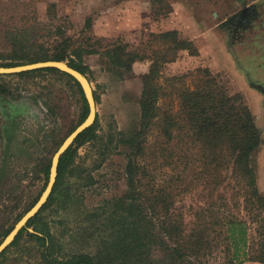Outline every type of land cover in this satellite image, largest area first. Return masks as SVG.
<instances>
[{"label": "rangeland", "instance_id": "obj_1", "mask_svg": "<svg viewBox=\"0 0 264 264\" xmlns=\"http://www.w3.org/2000/svg\"><path fill=\"white\" fill-rule=\"evenodd\" d=\"M167 31L191 41L198 54L179 52L161 67L163 77L206 68L249 108L262 141L254 163L264 196V0H0V56L5 58L0 64L13 62L9 56L16 52L26 65L48 54L61 35L82 42L100 39L103 45L97 54L82 55L101 138L77 151V169L65 180L71 201L65 207L51 204L40 214L65 254H95L102 206L129 193L128 147L119 144L115 150L116 141L108 144V137L121 132L129 139L138 130L142 76L149 62L135 63L126 73L110 64L104 45L118 41L129 50L141 49L149 34ZM13 37L23 39L22 46L12 48ZM84 110L79 89L65 74L0 75V243L46 188L40 170L79 125ZM38 252L24 233L2 264H39Z\"/></svg>", "mask_w": 264, "mask_h": 264}, {"label": "trees", "instance_id": "obj_2", "mask_svg": "<svg viewBox=\"0 0 264 264\" xmlns=\"http://www.w3.org/2000/svg\"><path fill=\"white\" fill-rule=\"evenodd\" d=\"M60 37L48 54L26 62L68 61L85 75L88 68L82 55L97 54L103 47L101 40ZM148 37V45L141 49L129 50L118 41L104 45L106 57L117 69L128 73L135 63L147 61L149 70L142 76L138 130L129 139L121 132L108 137V144L116 141L113 149L119 144L128 147L124 174L129 193L102 206L97 252L65 254L48 223L40 219L51 204L65 207L71 201L65 180L77 169L78 149L101 138L96 116L93 125L61 155L46 203L0 254V264L11 248L19 246L24 233L37 244L39 264L264 263V196L257 187L254 163L262 141L249 108L206 68L163 77L161 67L173 62L179 52L196 55L198 50L191 41L179 39L176 31ZM23 41L13 37L12 48L22 46ZM75 43L80 45L73 48ZM152 45L155 48L150 50ZM9 57L13 62L0 67L24 64L16 52ZM0 60L5 58L0 56ZM67 77L79 89L84 104L80 124L88 108L79 85ZM50 162L40 170L47 180ZM28 228L33 232H27ZM256 244H260L258 251H254Z\"/></svg>", "mask_w": 264, "mask_h": 264}, {"label": "water", "instance_id": "obj_3", "mask_svg": "<svg viewBox=\"0 0 264 264\" xmlns=\"http://www.w3.org/2000/svg\"><path fill=\"white\" fill-rule=\"evenodd\" d=\"M41 69H55L71 77L81 89L88 108V114L86 118L63 140L59 148L52 156L46 188L44 189L36 203L20 218V220L14 225L12 230L2 240V242L0 243V254L13 242L19 231L31 218H33L39 212L42 206L46 203L56 180L57 166L61 155L73 144L74 140L81 132L93 125L96 118V102L90 83L88 82L85 75L71 68L67 62L45 61L21 66L0 67V75L20 74L23 72Z\"/></svg>", "mask_w": 264, "mask_h": 264}]
</instances>
